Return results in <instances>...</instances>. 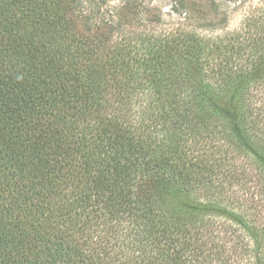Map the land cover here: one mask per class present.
<instances>
[{"label":"trees","instance_id":"1","mask_svg":"<svg viewBox=\"0 0 264 264\" xmlns=\"http://www.w3.org/2000/svg\"><path fill=\"white\" fill-rule=\"evenodd\" d=\"M109 1L0 0V264H264V0Z\"/></svg>","mask_w":264,"mask_h":264},{"label":"rangeland","instance_id":"2","mask_svg":"<svg viewBox=\"0 0 264 264\" xmlns=\"http://www.w3.org/2000/svg\"><path fill=\"white\" fill-rule=\"evenodd\" d=\"M251 0H246L245 2L239 1H228L226 9L230 14V26H234L239 21L241 15L244 12L245 8H248L249 5L253 2ZM258 1V0H257ZM121 0H110V5L119 4ZM142 8L144 5L150 6L151 8L155 9V12L159 13L161 16V20L156 23V27H174L184 21V13H180L175 10L173 0H138V5ZM261 4V2H260ZM250 203H253L250 201ZM247 212L250 214L252 210L248 208Z\"/></svg>","mask_w":264,"mask_h":264}]
</instances>
